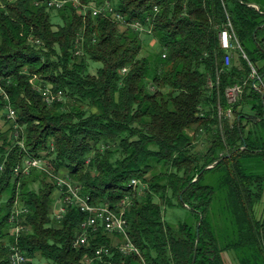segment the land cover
Segmentation results:
<instances>
[{"label":"trees","instance_id":"trees-1","mask_svg":"<svg viewBox=\"0 0 264 264\" xmlns=\"http://www.w3.org/2000/svg\"><path fill=\"white\" fill-rule=\"evenodd\" d=\"M41 1L0 0V113L9 121L14 108L20 126L14 143L0 132V264H11L14 245L27 264L37 255L84 264L101 245H114L101 232L74 247L87 214L71 205L57 220L54 179L36 168L17 171L29 157L81 186L92 204L129 198L128 233L149 264H264V218L256 214L264 101L252 87L235 103L226 94L246 80L250 62L264 76V0H108L121 19ZM225 28L248 59L223 48ZM146 35L159 50L143 56ZM230 52L238 57L228 65ZM92 62L102 64L96 72ZM47 86L62 90L63 100L48 104L39 91ZM134 179L139 187L131 189ZM216 201L220 233L210 222ZM16 207L28 210L18 236ZM169 207L186 209L193 221L169 222ZM112 254L93 264H144L114 246Z\"/></svg>","mask_w":264,"mask_h":264},{"label":"built area","instance_id":"built-area-1","mask_svg":"<svg viewBox=\"0 0 264 264\" xmlns=\"http://www.w3.org/2000/svg\"><path fill=\"white\" fill-rule=\"evenodd\" d=\"M41 3L46 4L48 8H53L54 10L61 9L68 4H72V6L77 9L88 7L92 9L94 16L99 15L101 12L110 11L113 17L117 19L122 18L120 14H117L113 11V8L111 7V4L108 0H106V5L102 8L98 6L97 0H42ZM91 5L96 6L91 7ZM220 40L223 48L230 51L240 49L243 52L244 57L248 59V56L243 51L240 42L236 40V43H233L232 34L227 28L220 32ZM76 48V54H81L78 44L76 45ZM234 54L235 53L230 52L228 55H226V64L229 65L231 63V59L233 58ZM250 66L251 71L246 80L236 83L227 89L226 94L231 103L237 102L247 87H252L261 92L264 101V76L251 62ZM214 85V81H209L208 86L210 88H212ZM39 91L48 104L53 103L55 100H63V91L59 90L55 92L52 86L39 87ZM226 115L230 118L233 117L234 114L232 109H229ZM8 119L13 124V127H18L17 112L10 106ZM244 148L245 146L242 147V149ZM34 168L46 171L50 178L54 179L58 185L59 197L56 201L54 211V215L57 220H62L64 214L67 211V207L71 205H77L80 207L81 211L87 214V218L80 225L81 232L73 242L74 247H80L89 244L90 236L101 232L107 233L111 236H117L119 238V241L114 245H101L98 247L95 256L86 257L84 264H93L96 259H103L107 256H112L113 246L125 255H138L142 258L144 264H148L142 255L141 249L134 243L128 233L129 223L127 219V212L131 205L129 198H123L121 201L117 202L116 207L114 208H106V205L86 203V196L83 194L81 186L75 184L68 177L54 174L50 170V166L47 165L46 160L37 157V161H29V158H27L24 173L29 174ZM1 170H3V166H1ZM132 183L139 184V182L135 179L132 181ZM26 211L28 210L16 207L12 213L11 223L15 225L14 234L16 236L25 230V225L23 224L24 220H20V217L21 213ZM28 262L29 258L25 255L24 251H22L17 245L12 246L10 263L27 264ZM108 264L114 263L110 261Z\"/></svg>","mask_w":264,"mask_h":264},{"label":"rangeland","instance_id":"rangeland-1","mask_svg":"<svg viewBox=\"0 0 264 264\" xmlns=\"http://www.w3.org/2000/svg\"><path fill=\"white\" fill-rule=\"evenodd\" d=\"M96 5H91V7H94ZM79 11H83L84 14H87L90 12V8L88 7H83L78 9ZM92 10V9H91ZM157 50H159V45L157 43V41L155 39H153L152 36L146 35L144 36V49L142 52L143 56H147L150 55L152 53L157 52ZM236 54V55H235ZM234 55L237 56V53H235ZM102 64L100 62H92L90 65V71L91 72H96L97 69L101 66ZM248 110V112H250L249 106H247L246 108ZM231 119H234V116L231 117ZM13 124L10 122V120H7V115L4 116V113H0V132H8V134H10V136H12V133H16L18 134V130L20 129L19 125L18 128H13L12 126ZM13 139V136H12ZM16 142V139H13V143ZM199 145V148H201L202 145H204V140L200 139L199 142L197 143ZM39 183V182H38ZM35 183L34 187H38L39 184ZM55 196H56V201L58 200L59 197V193L58 191H55ZM56 205V203H55ZM219 203L216 201L215 202V206L211 215V227L213 228V230L217 231V233H220L217 227V214L219 212ZM57 210V208H56ZM54 211H55V206H54ZM256 214L258 217H262L264 218V196L262 198V200L256 205ZM165 217L166 219L173 223V224H178V222L180 221H185V220H190L191 219V213L189 211H187L186 209L182 208V207H169L166 209L165 212ZM190 221H193L192 219ZM112 241L114 244H116L119 241V238L117 236H112ZM33 263L34 264H48V261L42 257L41 255H37L35 256V258L33 259Z\"/></svg>","mask_w":264,"mask_h":264},{"label":"bare ground","instance_id":"bare-ground-1","mask_svg":"<svg viewBox=\"0 0 264 264\" xmlns=\"http://www.w3.org/2000/svg\"><path fill=\"white\" fill-rule=\"evenodd\" d=\"M113 2V1H112ZM153 17V16H152ZM151 17V18H152ZM153 20V19H152ZM140 22V21H139ZM142 22V21H141ZM152 22V21H151ZM143 23V22H142ZM31 153V152H30ZM24 160V159H23ZM29 161H37V157H29ZM25 164H26V160L25 161H23V163L19 166V167H17V171H21V172H23L24 173V170H25ZM131 183V182H130ZM132 185V187H131V189L133 188V185L134 186H138V184H136V183H132L131 184ZM130 186V185H129ZM139 187V186H138ZM138 189V188H137ZM140 189V188H139ZM133 191V190H132ZM138 192H139V190H137ZM129 192H131V191H129ZM134 192V191H133ZM136 192V191H135ZM87 194V193H86ZM132 194V193H131ZM139 195V194H138ZM89 196V195H88ZM88 196H86V203H90V201H89V197ZM133 196V195H132ZM131 196V197H132ZM91 199V198H90ZM132 200V199H131ZM109 201H111V199L109 200ZM114 201V200H113ZM112 201V202H113ZM134 201V200H133ZM93 201H91V203H92ZM108 202V201H107ZM109 203V202H108ZM113 204V203H112ZM114 205V204H113ZM112 205V206H113ZM106 208H114V206L113 207H111L110 206V204L108 205L107 203H106ZM149 264V263H148Z\"/></svg>","mask_w":264,"mask_h":264},{"label":"water","instance_id":"water-1","mask_svg":"<svg viewBox=\"0 0 264 264\" xmlns=\"http://www.w3.org/2000/svg\"><path fill=\"white\" fill-rule=\"evenodd\" d=\"M251 5L255 6V7L258 8V9L260 8L258 4H251ZM221 160H222V158L219 159V160H217L214 164L208 166L207 168H212V167L216 166ZM196 179H197V178H196ZM201 222H202V218H201V220H200V222H199V224H198V228L200 227ZM198 241H199V232H198V237H197V245H198ZM197 245H196V250H197ZM195 259H196V253H195V255H194V261H195Z\"/></svg>","mask_w":264,"mask_h":264}]
</instances>
